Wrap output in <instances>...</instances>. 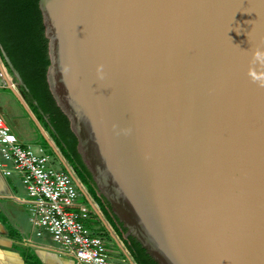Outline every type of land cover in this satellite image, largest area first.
<instances>
[{"label": "water", "instance_id": "1", "mask_svg": "<svg viewBox=\"0 0 264 264\" xmlns=\"http://www.w3.org/2000/svg\"><path fill=\"white\" fill-rule=\"evenodd\" d=\"M39 4L53 97L127 237L157 264H264V0Z\"/></svg>", "mask_w": 264, "mask_h": 264}, {"label": "built area", "instance_id": "2", "mask_svg": "<svg viewBox=\"0 0 264 264\" xmlns=\"http://www.w3.org/2000/svg\"><path fill=\"white\" fill-rule=\"evenodd\" d=\"M0 89L17 90L0 63ZM1 172L5 176L17 173L29 204V219L38 235L46 232L55 252L70 257L77 264H116L108 254L107 233L116 240V231L106 221V232L96 226L90 231L84 222L92 205L101 216V208L87 188L68 171L53 168L43 150L34 151L21 144L0 116Z\"/></svg>", "mask_w": 264, "mask_h": 264}, {"label": "trees", "instance_id": "3", "mask_svg": "<svg viewBox=\"0 0 264 264\" xmlns=\"http://www.w3.org/2000/svg\"><path fill=\"white\" fill-rule=\"evenodd\" d=\"M0 54L17 72L25 95L30 98L46 129H50L61 154L74 166L89 194L122 235L126 229L116 216H109L108 202L96 195L95 183L78 152V139L70 127V120L57 105L50 89V37L39 0H0ZM125 242L134 263L157 264L133 237L128 236Z\"/></svg>", "mask_w": 264, "mask_h": 264}, {"label": "crops", "instance_id": "4", "mask_svg": "<svg viewBox=\"0 0 264 264\" xmlns=\"http://www.w3.org/2000/svg\"><path fill=\"white\" fill-rule=\"evenodd\" d=\"M0 63L7 68L8 77L16 81L13 72L8 69L9 67L1 54ZM11 91L22 100L18 89ZM1 109L0 107V111ZM9 128L18 131L17 126ZM41 131L56 155L58 164L63 169L62 165L64 164L62 163L65 162V159L52 138L50 129H41ZM23 133V131L20 132V135ZM40 149L41 147L38 150ZM23 190L19 174L5 176L0 168V264H77L74 259L60 256L55 252L48 233L37 234L30 223L29 204L23 196ZM108 223L110 222L108 221ZM113 239L122 252H112L110 257L113 255L123 264H136L127 249L126 242Z\"/></svg>", "mask_w": 264, "mask_h": 264}, {"label": "rangeland", "instance_id": "5", "mask_svg": "<svg viewBox=\"0 0 264 264\" xmlns=\"http://www.w3.org/2000/svg\"><path fill=\"white\" fill-rule=\"evenodd\" d=\"M10 71L13 72L12 70ZM15 82L17 84V89L22 100L19 97H17V95H15L11 90L0 89V107L2 108L0 111V116L2 120L6 125H8V127H13V126L18 127V131L11 130V132L17 137L18 141L21 144H24L25 146H30L34 151H38V149L41 147L44 154L49 156L50 158L48 163L53 168L60 170L61 166L58 164L59 161L41 131V129L47 130L44 125V122L42 121V119H40L39 115L35 111V108L33 107L30 98L27 95H25V92L22 88V82L20 83L17 78ZM22 131L25 134L23 133V135H20V132ZM23 193H24L23 196L27 200L25 190H23ZM96 195L104 199V197L101 195V193L97 188H96ZM88 211H89V218L84 222L85 227L88 228L90 231H94L95 230L94 226H96L99 231L106 232L107 231L105 228L106 221L103 220V218L97 213L96 209L92 205H89ZM108 224L111 225L112 228L114 229L113 224L110 223ZM116 233L118 235L117 241L125 242L127 238L126 231L124 232L122 231L121 236L117 231ZM105 238L108 240V242H105V247L109 255L112 252H116V251L122 252L118 244L114 241L113 237L109 235V233H107ZM110 258L116 264H123L120 263L119 260L114 258L113 255Z\"/></svg>", "mask_w": 264, "mask_h": 264}, {"label": "flooded vegetation", "instance_id": "6", "mask_svg": "<svg viewBox=\"0 0 264 264\" xmlns=\"http://www.w3.org/2000/svg\"><path fill=\"white\" fill-rule=\"evenodd\" d=\"M64 159H65V158H64ZM61 163H62V162H61ZM62 164H64V165H62L64 170L68 171L70 174L73 175L74 178L78 179V180L81 182V180L78 178V176H77V174H76V169L74 168V166H73L68 160L65 159V162L62 163ZM81 183H82V182H81ZM82 184H83V183H82ZM101 212H102L101 217L103 218V220H105V221L108 222V221H109V220H108V217L104 214V212H103L102 210H101ZM109 216H110V217H113V216H114L111 210L109 211ZM114 217H115V216H114ZM109 222H110V221H109ZM113 227H114V230H116L117 227L114 226V225H113Z\"/></svg>", "mask_w": 264, "mask_h": 264}]
</instances>
